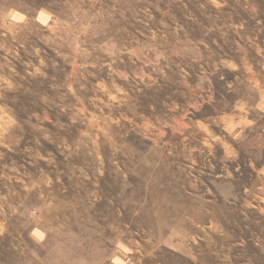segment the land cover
<instances>
[{
	"label": "rangeland",
	"instance_id": "rangeland-1",
	"mask_svg": "<svg viewBox=\"0 0 264 264\" xmlns=\"http://www.w3.org/2000/svg\"><path fill=\"white\" fill-rule=\"evenodd\" d=\"M0 264H264V0H0Z\"/></svg>",
	"mask_w": 264,
	"mask_h": 264
},
{
	"label": "bare ground",
	"instance_id": "bare-ground-1",
	"mask_svg": "<svg viewBox=\"0 0 264 264\" xmlns=\"http://www.w3.org/2000/svg\"><path fill=\"white\" fill-rule=\"evenodd\" d=\"M159 203V202H158ZM188 211V210H187ZM159 213V212H158ZM188 213V212H187ZM157 216V215H156ZM166 218H165V214H163L162 212H160L159 214V221L157 223L158 229H162L163 227H165L166 225ZM146 250V249H145Z\"/></svg>",
	"mask_w": 264,
	"mask_h": 264
}]
</instances>
